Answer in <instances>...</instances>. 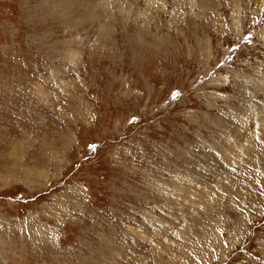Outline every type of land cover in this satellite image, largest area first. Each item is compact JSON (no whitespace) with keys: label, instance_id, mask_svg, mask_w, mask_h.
Returning a JSON list of instances; mask_svg holds the SVG:
<instances>
[{"label":"rangeland","instance_id":"1","mask_svg":"<svg viewBox=\"0 0 264 264\" xmlns=\"http://www.w3.org/2000/svg\"><path fill=\"white\" fill-rule=\"evenodd\" d=\"M0 264H264V0H0Z\"/></svg>","mask_w":264,"mask_h":264},{"label":"bare ground","instance_id":"2","mask_svg":"<svg viewBox=\"0 0 264 264\" xmlns=\"http://www.w3.org/2000/svg\"><path fill=\"white\" fill-rule=\"evenodd\" d=\"M221 183V182H220ZM195 198V197H194ZM190 204V203H189ZM180 207V206H179ZM190 214V213H189Z\"/></svg>","mask_w":264,"mask_h":264}]
</instances>
